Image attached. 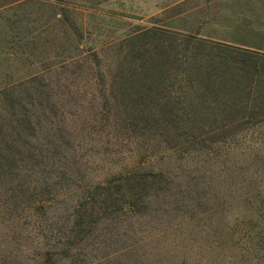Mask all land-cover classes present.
<instances>
[{
  "label": "rangeland",
  "instance_id": "obj_1",
  "mask_svg": "<svg viewBox=\"0 0 264 264\" xmlns=\"http://www.w3.org/2000/svg\"><path fill=\"white\" fill-rule=\"evenodd\" d=\"M152 27L264 51V0H0V117L28 109L41 153L0 186V264H264V125L206 136L113 99L110 78L169 37L136 38ZM177 134L204 140L161 137Z\"/></svg>",
  "mask_w": 264,
  "mask_h": 264
},
{
  "label": "trees",
  "instance_id": "obj_2",
  "mask_svg": "<svg viewBox=\"0 0 264 264\" xmlns=\"http://www.w3.org/2000/svg\"><path fill=\"white\" fill-rule=\"evenodd\" d=\"M165 31L152 27L136 34V38L149 33H165L169 37L145 41V48L136 51V67L120 69L110 78L111 88L120 83L122 89V93H112L113 99L132 92L138 107L152 112L149 119H153V123H157L158 118L164 122L169 117V122L180 119V124L200 125L206 136L219 130L264 125V51L253 43H240L235 39L212 40L192 34L178 37ZM10 102L9 119L0 117V186L22 176V165H35L41 154L26 146L24 141V137L35 138L29 110L18 114L16 103ZM28 105L33 107L34 104L29 101ZM161 137L175 142L181 140L178 145L187 146L204 140V136L195 135ZM147 162L142 157L136 169ZM121 183L128 186L131 193L136 189V195L142 190L141 185L127 175ZM36 202H33L35 212L43 207L41 200ZM135 205L137 208V203L130 198L119 207L130 211ZM78 223L75 222V226ZM36 258L43 259L41 254H36Z\"/></svg>",
  "mask_w": 264,
  "mask_h": 264
},
{
  "label": "crops",
  "instance_id": "obj_3",
  "mask_svg": "<svg viewBox=\"0 0 264 264\" xmlns=\"http://www.w3.org/2000/svg\"><path fill=\"white\" fill-rule=\"evenodd\" d=\"M182 1H184V0H182Z\"/></svg>",
  "mask_w": 264,
  "mask_h": 264
}]
</instances>
